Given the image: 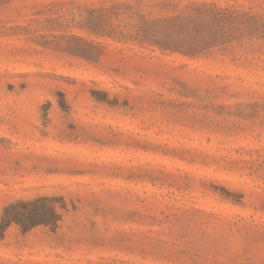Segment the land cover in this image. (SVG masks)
I'll return each mask as SVG.
<instances>
[{
    "label": "rangeland",
    "instance_id": "obj_1",
    "mask_svg": "<svg viewBox=\"0 0 264 264\" xmlns=\"http://www.w3.org/2000/svg\"><path fill=\"white\" fill-rule=\"evenodd\" d=\"M0 264H264V0H0Z\"/></svg>",
    "mask_w": 264,
    "mask_h": 264
},
{
    "label": "trees",
    "instance_id": "obj_2",
    "mask_svg": "<svg viewBox=\"0 0 264 264\" xmlns=\"http://www.w3.org/2000/svg\"><path fill=\"white\" fill-rule=\"evenodd\" d=\"M56 200V197L40 196L10 205L0 220V236L11 223H17L25 231L38 225L57 228L62 213L55 206Z\"/></svg>",
    "mask_w": 264,
    "mask_h": 264
}]
</instances>
